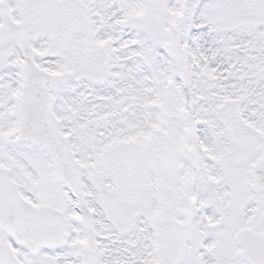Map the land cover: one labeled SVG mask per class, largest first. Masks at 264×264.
Returning <instances> with one entry per match:
<instances>
[{
    "label": "snow or ice",
    "instance_id": "snow-or-ice-1",
    "mask_svg": "<svg viewBox=\"0 0 264 264\" xmlns=\"http://www.w3.org/2000/svg\"><path fill=\"white\" fill-rule=\"evenodd\" d=\"M0 264H264V0H0Z\"/></svg>",
    "mask_w": 264,
    "mask_h": 264
}]
</instances>
